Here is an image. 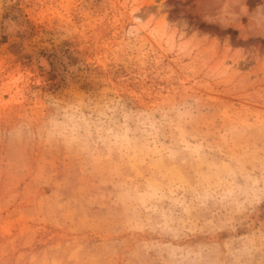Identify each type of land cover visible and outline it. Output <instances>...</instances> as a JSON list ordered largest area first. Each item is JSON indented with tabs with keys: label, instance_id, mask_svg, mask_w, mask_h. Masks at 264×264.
<instances>
[{
	"label": "rangeland",
	"instance_id": "1",
	"mask_svg": "<svg viewBox=\"0 0 264 264\" xmlns=\"http://www.w3.org/2000/svg\"><path fill=\"white\" fill-rule=\"evenodd\" d=\"M248 1L0 0V264H118L114 184L140 161L49 139L63 105L176 107L224 155L264 144V0Z\"/></svg>",
	"mask_w": 264,
	"mask_h": 264
},
{
	"label": "clouds",
	"instance_id": "2",
	"mask_svg": "<svg viewBox=\"0 0 264 264\" xmlns=\"http://www.w3.org/2000/svg\"><path fill=\"white\" fill-rule=\"evenodd\" d=\"M191 122L176 107L135 111L115 99L49 117V139L140 161L114 184L118 264H264V144L224 155Z\"/></svg>",
	"mask_w": 264,
	"mask_h": 264
},
{
	"label": "trees",
	"instance_id": "3",
	"mask_svg": "<svg viewBox=\"0 0 264 264\" xmlns=\"http://www.w3.org/2000/svg\"><path fill=\"white\" fill-rule=\"evenodd\" d=\"M261 1H263V0H249L248 1V4H249V7L251 8V9H253L259 2H261ZM204 26V25H203ZM229 32H233V31H231V30H228ZM234 34H236L235 32H234Z\"/></svg>",
	"mask_w": 264,
	"mask_h": 264
}]
</instances>
